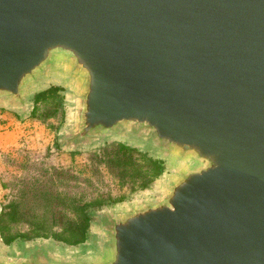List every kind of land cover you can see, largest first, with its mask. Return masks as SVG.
<instances>
[{
	"label": "water",
	"instance_id": "obj_1",
	"mask_svg": "<svg viewBox=\"0 0 264 264\" xmlns=\"http://www.w3.org/2000/svg\"><path fill=\"white\" fill-rule=\"evenodd\" d=\"M53 75L67 148L127 136L171 175L97 215L84 256L0 264H264V0H0V106L32 112Z\"/></svg>",
	"mask_w": 264,
	"mask_h": 264
},
{
	"label": "rangeland",
	"instance_id": "obj_2",
	"mask_svg": "<svg viewBox=\"0 0 264 264\" xmlns=\"http://www.w3.org/2000/svg\"><path fill=\"white\" fill-rule=\"evenodd\" d=\"M41 87H57L61 107L45 109L39 104V112L32 116L31 109L21 114L7 105L0 106V213L14 206L16 221L11 223L10 233L26 235L10 245L0 239V258L4 259L14 257L24 247L44 243L55 255L84 256L95 239L97 215L127 202L150 200L171 175L170 163L163 162L162 174L147 187L139 189V182L133 185L127 171L109 163L117 145L134 149L133 157L139 164L140 154L151 159L155 155L127 136H108L87 147L67 148L62 138L73 123L70 91L54 75ZM49 113L53 117L42 121ZM95 201L101 203L93 205ZM79 205H86L84 212L92 222L89 239L68 246L53 237L75 221Z\"/></svg>",
	"mask_w": 264,
	"mask_h": 264
},
{
	"label": "trees",
	"instance_id": "obj_3",
	"mask_svg": "<svg viewBox=\"0 0 264 264\" xmlns=\"http://www.w3.org/2000/svg\"><path fill=\"white\" fill-rule=\"evenodd\" d=\"M59 89L57 87H49L48 89L39 92L34 98V108L32 116H36L39 112V104H42L46 109L48 106L61 107V98L58 95ZM53 117L51 113L41 118L45 121L47 118ZM118 151L109 161L123 171H127L130 182L134 185L137 182L139 189H144L153 180L160 176L163 172V163L158 160L147 158L146 155L140 154L142 164L137 163L133 157L134 149L118 144ZM124 176V175H123ZM101 201H95L92 204L98 205ZM86 205H79L76 210L75 221L69 223L62 231V233L55 235L57 241L64 242L68 245H77L85 241L86 230L89 225V217L85 214L84 209ZM7 209V211H6ZM16 221V209L9 205L0 213V237L4 244L9 245L17 238H25L26 235H13L10 233V225Z\"/></svg>",
	"mask_w": 264,
	"mask_h": 264
}]
</instances>
